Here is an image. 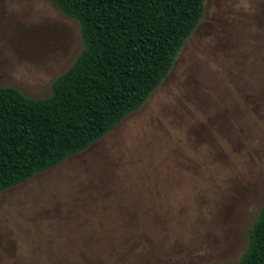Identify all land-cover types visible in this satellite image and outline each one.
<instances>
[{
  "label": "rangeland",
  "instance_id": "rangeland-1",
  "mask_svg": "<svg viewBox=\"0 0 264 264\" xmlns=\"http://www.w3.org/2000/svg\"><path fill=\"white\" fill-rule=\"evenodd\" d=\"M84 43L49 0H0V86L49 98ZM264 207V0H206L150 99L0 192V264H239Z\"/></svg>",
  "mask_w": 264,
  "mask_h": 264
},
{
  "label": "trees",
  "instance_id": "trees-1",
  "mask_svg": "<svg viewBox=\"0 0 264 264\" xmlns=\"http://www.w3.org/2000/svg\"><path fill=\"white\" fill-rule=\"evenodd\" d=\"M84 48L49 98L0 86V192L58 167L138 111L172 71L206 0H49ZM239 264H264V207Z\"/></svg>",
  "mask_w": 264,
  "mask_h": 264
}]
</instances>
